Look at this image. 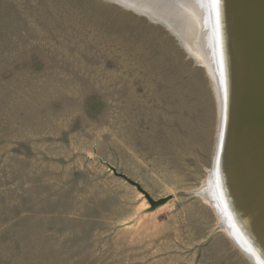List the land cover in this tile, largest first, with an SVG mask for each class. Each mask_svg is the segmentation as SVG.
<instances>
[{"label":"rangeland","instance_id":"1","mask_svg":"<svg viewBox=\"0 0 264 264\" xmlns=\"http://www.w3.org/2000/svg\"><path fill=\"white\" fill-rule=\"evenodd\" d=\"M133 7L0 0V264H255L202 194L216 85Z\"/></svg>","mask_w":264,"mask_h":264},{"label":"bare ground","instance_id":"2","mask_svg":"<svg viewBox=\"0 0 264 264\" xmlns=\"http://www.w3.org/2000/svg\"><path fill=\"white\" fill-rule=\"evenodd\" d=\"M123 4L132 5L133 8H138L139 10H144L147 8L152 15L157 19H161L163 22H167V26L171 27L179 37L186 38V41L183 43L186 44V47L195 55L198 61L204 65V67L208 70L211 75V79L216 85V90L218 94V101L220 104V120H219V130H218V144L216 145V159L217 154L219 153V146L221 144L222 133H223V123L225 121V110L227 108V96H225L226 88L223 80V73L221 69V61L218 59L217 55V38L216 35L221 30H219V21L217 12V4H213L212 0H118ZM216 5V8H215ZM257 11L250 17L249 23L247 25V30L249 28L250 38L248 44L250 46V57L251 55L256 56V46L258 43L255 40L256 32L258 31V25L260 21L263 20L264 14V3L258 2ZM227 9L229 13L230 19V31L233 33L236 29H238V21L236 22V17L232 14V9L229 7H225L224 4H219L218 11L224 12V9ZM262 9V10H261ZM138 10V11H139ZM145 11V10H144ZM221 19V12H220ZM218 21V31L216 29ZM242 21V20H241ZM190 43V44H189ZM251 43V44H250ZM241 53V57H245V53ZM247 56V55H246ZM245 62L246 59L243 58ZM228 64V62L226 61ZM232 64V68H233ZM260 68V66H259ZM229 73V71H228ZM233 75V73H232ZM259 77L264 79V65L262 70L259 73ZM233 79V77H232ZM242 100V99H241ZM251 101L249 99H244L239 104V115L241 116V122L246 121V111L250 109ZM261 106L264 109V102H261ZM241 108V111H240ZM252 108V107H251ZM260 110L256 108H252L251 112L254 117H256V122L259 123V126H253L251 132H248L247 135L243 134V136H239V139L242 141L241 146L238 140H231V143L228 144V155H231V159L234 157L240 156V148L243 151V154L246 158L250 159V162L253 163L255 169H257L259 173V169L262 166V154L261 149L258 147V144L261 145L264 149V115H262ZM240 126V125H239ZM246 137L250 139V146L246 145ZM236 146L234 147V144ZM218 147V148H217ZM219 149V150H218ZM236 150V151H235ZM263 153V151H262ZM230 163L227 161V167ZM212 170V169H211ZM219 171V170H218ZM228 175V174H227ZM211 179V180H209ZM205 181V186H203V195L205 199L212 202L215 206L216 204L215 198L218 193V185L220 186L218 180L215 178V172ZM244 178L241 174L237 176H229L227 179V189L230 192V197L233 200V208L235 213L238 214V223L242 228L240 233L242 237L251 243L252 247L257 250L259 259L264 264V208L259 207L258 204L262 202L255 191L250 188V184L244 183ZM252 187V186H251ZM199 192V191H198ZM211 198H214L213 200ZM211 199V200H210ZM257 202L258 204H255ZM264 205V202L260 203ZM147 206V205H146ZM215 206V207H216ZM222 213L225 207L221 204ZM219 207V208H220ZM223 207V208H222ZM249 208V210H248ZM257 210L261 215H255L254 210ZM222 221H227L226 213L221 216ZM230 232V231H229ZM234 232V230H233ZM230 234V233H229ZM234 237L235 241L241 246L243 250H246L242 244L239 242V238L235 237L234 234H231ZM250 245V246H251ZM247 256L251 257L255 264H260L253 258L251 254H248V250H246ZM250 251V250H249ZM243 252V251H242ZM253 254V253H252Z\"/></svg>","mask_w":264,"mask_h":264},{"label":"water","instance_id":"3","mask_svg":"<svg viewBox=\"0 0 264 264\" xmlns=\"http://www.w3.org/2000/svg\"><path fill=\"white\" fill-rule=\"evenodd\" d=\"M258 2L264 3V0H218V3H216V13L218 14V20H220L219 30H221L219 35L218 33L216 35V37H218V48L216 52L218 59L221 61L223 80L226 88L225 96H227V108L225 110V121L223 123L222 139L219 146L220 150L218 149L219 153L217 154V159L215 151L212 172L213 175L215 172V178L220 184V186L218 185L219 188L217 189L219 197L216 200V204H218V206L215 205L216 208H214L216 209L219 218L222 219V217H220L223 216L221 210L220 208L219 211L217 209L222 203V206L225 207L224 211L227 217V221L220 220V227L225 228L227 233H230V238L236 243L234 237L231 236V234L234 233L235 237L237 236V238H239L240 244H242V246L248 250L249 254H251L253 258H256L255 260H257V262L262 264V261L257 255L258 251L255 250L251 243L245 240L240 233L242 228L238 223L239 217L238 214L235 213L233 208V200L231 199L230 192H228L227 189L228 177L241 174L244 178V183L248 185L250 184L249 189L255 191L259 199L264 202V149L261 145V142L260 145L258 144L262 154V166L259 169V173L257 169H255L253 163L250 162V159L244 156L241 148L240 156L238 158L234 157L233 160H230L232 156L228 155V144L231 143V140H238L241 146L242 141L239 139V136H243V134L247 135L248 132H251L253 126H259V123L256 122V117H254L251 112L252 108L257 107L260 110L259 112L264 115V109L261 106V102H264V79L259 77V73L264 65V16L263 20H261L260 24L258 25V31L256 32L255 36V40L258 43L256 46L255 58L252 55L250 57L251 50L247 42L250 38V34L247 33H250L249 28L247 30V25L249 23L250 17L258 9ZM219 4H224L225 7L227 6L232 9V14L236 17V22L238 21V29H236L233 33L230 31V19L229 13L227 12L228 8L224 9V12H222V10L218 11ZM216 29L218 31V21ZM240 51L245 53V57H241ZM243 58L246 59L245 62L243 61ZM232 64L234 66L233 68ZM241 99H249L251 101L250 109L249 111H246L245 122H241V116L239 115V104L242 101ZM218 135L216 140H218ZM250 141L251 140L247 139L246 137L247 147L251 145ZM216 142L218 144V141ZM235 146L236 143L234 144V147ZM227 161L230 163L228 167ZM145 194L151 204L150 209H155L168 200L167 197L155 200L148 193L145 192ZM254 203L258 204L257 202ZM260 203L258 206L264 208V205ZM254 214L261 215L262 213H259L255 209Z\"/></svg>","mask_w":264,"mask_h":264},{"label":"snow or ice","instance_id":"4","mask_svg":"<svg viewBox=\"0 0 264 264\" xmlns=\"http://www.w3.org/2000/svg\"><path fill=\"white\" fill-rule=\"evenodd\" d=\"M213 4L218 3V0H212Z\"/></svg>","mask_w":264,"mask_h":264}]
</instances>
